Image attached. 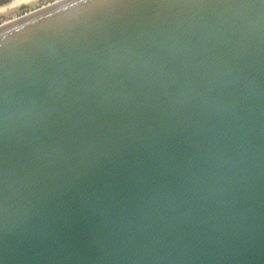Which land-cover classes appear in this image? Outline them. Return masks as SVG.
Wrapping results in <instances>:
<instances>
[{
	"label": "water",
	"instance_id": "1",
	"mask_svg": "<svg viewBox=\"0 0 264 264\" xmlns=\"http://www.w3.org/2000/svg\"><path fill=\"white\" fill-rule=\"evenodd\" d=\"M0 264H264V0L0 25Z\"/></svg>",
	"mask_w": 264,
	"mask_h": 264
},
{
	"label": "rangeland",
	"instance_id": "2",
	"mask_svg": "<svg viewBox=\"0 0 264 264\" xmlns=\"http://www.w3.org/2000/svg\"><path fill=\"white\" fill-rule=\"evenodd\" d=\"M58 1L60 0H31L28 3L3 8L0 10V25Z\"/></svg>",
	"mask_w": 264,
	"mask_h": 264
},
{
	"label": "bare ground",
	"instance_id": "3",
	"mask_svg": "<svg viewBox=\"0 0 264 264\" xmlns=\"http://www.w3.org/2000/svg\"><path fill=\"white\" fill-rule=\"evenodd\" d=\"M30 1L31 0H9L8 3L0 4V10H2L3 8H6V7L12 6V5H19V4H23V3H28ZM8 22H10V21H8ZM8 22H5L4 24H6Z\"/></svg>",
	"mask_w": 264,
	"mask_h": 264
}]
</instances>
